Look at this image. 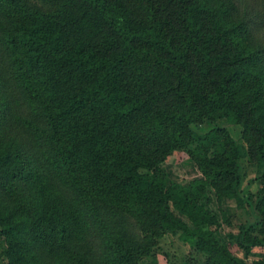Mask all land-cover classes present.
I'll return each instance as SVG.
<instances>
[{"label":"trees","instance_id":"1","mask_svg":"<svg viewBox=\"0 0 264 264\" xmlns=\"http://www.w3.org/2000/svg\"><path fill=\"white\" fill-rule=\"evenodd\" d=\"M220 120L263 165L254 203ZM176 151L199 178H168ZM208 189L255 213L237 248L264 247V0H0V264H138L167 234L246 264Z\"/></svg>","mask_w":264,"mask_h":264},{"label":"rangeland","instance_id":"2","mask_svg":"<svg viewBox=\"0 0 264 264\" xmlns=\"http://www.w3.org/2000/svg\"><path fill=\"white\" fill-rule=\"evenodd\" d=\"M217 125L227 128L232 137L241 146L243 157L240 162L242 170L239 190H244L252 194V203H254V197L258 194L261 187L258 178L262 173L263 165L253 161L249 157L245 145L240 141V129L238 127L229 125L225 120L217 121ZM207 129V127L202 125L193 126V130L199 134L206 132ZM163 170L168 178L175 183H186L200 177L196 166L184 152L180 151L172 153L166 159L163 164ZM202 204L216 214L220 218V221L221 214L226 216L227 223L221 221L220 225L214 229H216L221 242L226 244L235 256L243 260L246 264H252L253 261L260 259L264 254V247L253 249L251 256L247 257L236 246V237L240 227L252 224L255 221V213L250 207L246 205L237 206L235 201L231 200H223L218 205L214 192L211 189H208L207 198ZM250 234L259 237L256 230H252ZM2 247H4V243L0 242V252ZM188 258H191L197 264L203 263V259L197 251L181 243L177 236L167 234L158 241V246L155 248L154 253L150 257L141 259L138 264H183Z\"/></svg>","mask_w":264,"mask_h":264}]
</instances>
